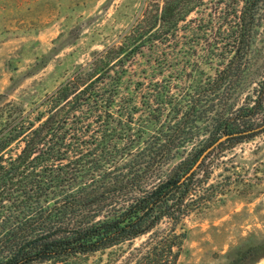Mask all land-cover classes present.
I'll list each match as a JSON object with an SVG mask.
<instances>
[{"label":"trees","instance_id":"16d2710c","mask_svg":"<svg viewBox=\"0 0 264 264\" xmlns=\"http://www.w3.org/2000/svg\"><path fill=\"white\" fill-rule=\"evenodd\" d=\"M147 2L133 35L98 52L42 102L1 111L0 264H179L185 220L226 184L210 183L207 158L215 148L183 179L202 154L185 165L200 151V134L182 128L191 112L165 114L169 93L149 100V122L134 128L130 112L116 121L120 66L141 48L172 45L189 27L202 31L201 61L216 66L208 90L218 98L222 87L240 85L242 94L251 85L241 102L217 111L210 137L228 135L226 142L264 132V72L242 81L264 0Z\"/></svg>","mask_w":264,"mask_h":264},{"label":"rangeland","instance_id":"374dc122","mask_svg":"<svg viewBox=\"0 0 264 264\" xmlns=\"http://www.w3.org/2000/svg\"><path fill=\"white\" fill-rule=\"evenodd\" d=\"M147 1L0 0V113L13 105L29 109L42 102L98 52L133 35ZM258 24L260 34L242 78L248 84L264 72V14ZM203 36L189 27L172 45L141 48L133 62L120 66L125 73L113 106L116 121L130 112L135 128L136 122L152 117L149 100L157 92L169 93L172 110L165 114L174 118L187 112L184 118L191 112L182 128L200 134V151L186 166L217 140L210 137L217 111L241 102L251 87L242 94L240 85L222 87L218 98L208 90L216 66L201 61ZM177 164L178 158L167 168ZM207 166H212L210 183L226 184V191L185 220L179 264H264V132L223 142L211 152Z\"/></svg>","mask_w":264,"mask_h":264},{"label":"water","instance_id":"95a60500","mask_svg":"<svg viewBox=\"0 0 264 264\" xmlns=\"http://www.w3.org/2000/svg\"><path fill=\"white\" fill-rule=\"evenodd\" d=\"M228 138V135H225L221 138H219L216 142H214L211 146H209L207 149H205L202 154L199 156L196 163L190 168V170L187 172V174L184 176L183 179L191 175L195 170H197L200 166V164L203 162L205 157L209 154L210 151H212L214 148H216L221 142L225 141Z\"/></svg>","mask_w":264,"mask_h":264}]
</instances>
